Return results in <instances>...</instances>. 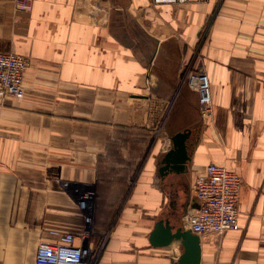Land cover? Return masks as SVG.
Masks as SVG:
<instances>
[{
  "label": "crops",
  "instance_id": "crops-1",
  "mask_svg": "<svg viewBox=\"0 0 264 264\" xmlns=\"http://www.w3.org/2000/svg\"><path fill=\"white\" fill-rule=\"evenodd\" d=\"M11 9L0 0V51L29 65L24 96L0 104V264H35L51 231L84 232L89 206L79 203L100 184V162L121 157L122 137L158 107L168 139L146 157L106 240L90 241L102 247L94 264H176L178 242L153 246L150 235L160 221L184 231L182 218L198 207L191 187L209 164L240 180L239 228L199 238L200 264H264V0H32L27 12ZM199 69L211 88L208 125L187 86ZM186 130V173L161 178L171 138Z\"/></svg>",
  "mask_w": 264,
  "mask_h": 264
},
{
  "label": "built area",
  "instance_id": "built-area-1",
  "mask_svg": "<svg viewBox=\"0 0 264 264\" xmlns=\"http://www.w3.org/2000/svg\"><path fill=\"white\" fill-rule=\"evenodd\" d=\"M203 1V0H199ZM154 5H183L186 0H151ZM31 0H15V7L29 11ZM28 61L21 55L0 51V104L6 97H20L23 93L24 75ZM187 86L198 97L201 121H211L213 106L211 88L207 75L202 69L187 74ZM239 178L225 168L209 164L204 172L197 175L191 190L198 207L182 218V228L201 237L221 236L238 230ZM82 211L89 206V197L83 196ZM89 222V218L85 219ZM51 241L40 242L35 256V264H94L93 247L87 243L88 232L80 235L51 231ZM78 242V243H77ZM77 243V244H76Z\"/></svg>",
  "mask_w": 264,
  "mask_h": 264
},
{
  "label": "rangeland",
  "instance_id": "rangeland-1",
  "mask_svg": "<svg viewBox=\"0 0 264 264\" xmlns=\"http://www.w3.org/2000/svg\"><path fill=\"white\" fill-rule=\"evenodd\" d=\"M12 1L13 9L11 10L17 11L15 0ZM23 96L24 89L20 97ZM173 100L171 102L172 108L177 106V99L173 98ZM159 110L160 107L156 109V112L152 113V118L148 119L146 125L143 126L144 128H136L125 133L126 136L121 139V146L123 145L120 148L123 149L121 157H116L112 161L100 162L99 177L101 182L91 186L84 194V196L89 197L88 216L90 218L88 227L85 230L88 232L87 243H90L91 240H97L101 244L106 240L112 224L118 218L117 214L112 213L121 212L127 205L128 198L132 195L135 187L139 185L138 177L144 171L146 157L148 158L152 149L154 151V147L160 141L168 139L167 130L171 128V126L168 127V124L171 122L168 116L166 117V114L163 113L164 109L162 108V111ZM161 113H163V116L160 117ZM198 116L201 120L199 108ZM209 123L210 121L208 120L203 122L206 125ZM128 136L130 137L128 138ZM127 149L128 151H126ZM135 207L138 208L139 206ZM101 251V246H93L92 262L95 263L98 260Z\"/></svg>",
  "mask_w": 264,
  "mask_h": 264
},
{
  "label": "water",
  "instance_id": "water-1",
  "mask_svg": "<svg viewBox=\"0 0 264 264\" xmlns=\"http://www.w3.org/2000/svg\"><path fill=\"white\" fill-rule=\"evenodd\" d=\"M191 131L186 130L177 133L171 138L172 148L162 157L158 174L164 178L170 174H183L187 171L190 162L187 140ZM176 241L183 248L176 264H200V241L199 237L190 231L181 229L173 232L168 222H158L150 235V243L153 246L163 247L169 242Z\"/></svg>",
  "mask_w": 264,
  "mask_h": 264
}]
</instances>
